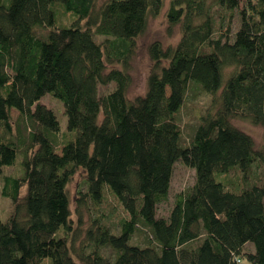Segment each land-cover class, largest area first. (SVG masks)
Here are the masks:
<instances>
[{"label":"trees","instance_id":"1","mask_svg":"<svg viewBox=\"0 0 264 264\" xmlns=\"http://www.w3.org/2000/svg\"><path fill=\"white\" fill-rule=\"evenodd\" d=\"M164 4L0 0V174L17 167L2 175L12 212L0 220V264H264V146L231 123L264 130V0H170L168 31L179 25L181 38L149 45L146 92L130 99L138 40ZM191 85L210 101L183 146L177 115ZM46 94L63 103L64 131ZM178 161L194 183L161 217ZM106 188L128 214L117 231L101 213Z\"/></svg>","mask_w":264,"mask_h":264},{"label":"rangeland","instance_id":"2","mask_svg":"<svg viewBox=\"0 0 264 264\" xmlns=\"http://www.w3.org/2000/svg\"><path fill=\"white\" fill-rule=\"evenodd\" d=\"M106 1L107 0H97V7H99ZM169 2L170 0H165L162 12L157 17H151L149 19L145 33L138 40V47L135 55L131 60V67L129 70V74L131 76V84L127 91V97L130 99H134L137 96L144 95V93L146 92L147 78L152 68V62L148 54L149 45L157 41L160 42L164 48H166L168 46L176 45L181 38V27L179 25L174 27L171 32L168 31L166 11L168 9ZM217 16L218 15L216 14V27H218L220 24L219 18ZM68 22L69 20L67 18L62 17V23L68 24ZM233 23L235 31L239 25V20L236 13L234 15ZM45 33L46 30L40 31V34ZM96 39L97 41H101L103 37L97 36ZM114 89L115 83H110L107 86H100L99 95H105ZM209 101V95L201 92L199 89H196L192 85L190 86L185 102L177 115V122L182 128L181 143L183 146L189 144L191 137L193 136L194 130L198 124V117L208 107ZM41 103L55 113L60 123L61 131H64L66 128L67 118L64 112L63 103L59 99L53 97L51 94H46L41 99ZM11 115L13 120L20 125L21 120L19 118V113L13 109L11 110ZM231 123L238 129L252 137L255 142L256 149H261L264 146V130L261 126H256L240 119H234L231 121ZM18 159L20 160L19 157ZM14 169H17V167H5L3 169V174H10L13 172ZM3 174H0V220L2 222L5 221L6 218L12 212V205L10 199L2 196ZM231 176L233 177V180H235V182L240 184V176L238 172H232ZM193 183L194 170L186 167L180 161H178L174 167L168 200L158 205V216L167 217L173 206L175 195L179 192L188 189L193 185ZM85 189L86 185L82 178V171H79L75 175L73 181L68 186V192L72 201L73 209L75 207L74 200L77 195V192L84 191ZM101 213L104 217V221L108 225H110L114 231H117L119 222L122 219L128 217L127 212L124 210V208L116 199V197L110 192V190H108V188L104 190V200L101 204ZM89 216L90 213L88 211L83 212V219L82 223L80 224L79 240L85 234V229L89 222ZM74 221L76 226V218H74ZM146 234L147 233L144 230L137 233V235L133 239V242L138 244H144V242L146 241ZM252 246V244H248L247 249H253Z\"/></svg>","mask_w":264,"mask_h":264}]
</instances>
